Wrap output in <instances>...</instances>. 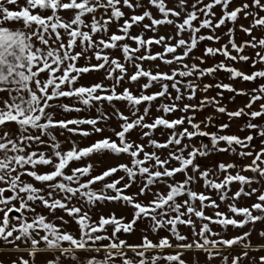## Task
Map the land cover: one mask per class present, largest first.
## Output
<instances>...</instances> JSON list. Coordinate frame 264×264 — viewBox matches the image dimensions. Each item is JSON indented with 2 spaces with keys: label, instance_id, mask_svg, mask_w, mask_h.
<instances>
[{
  "label": "snow or ice",
  "instance_id": "6c2138e0",
  "mask_svg": "<svg viewBox=\"0 0 264 264\" xmlns=\"http://www.w3.org/2000/svg\"><path fill=\"white\" fill-rule=\"evenodd\" d=\"M0 264H264V0H0Z\"/></svg>",
  "mask_w": 264,
  "mask_h": 264
}]
</instances>
